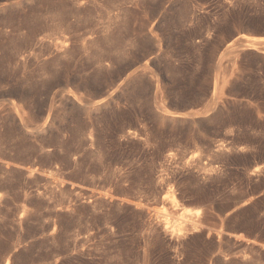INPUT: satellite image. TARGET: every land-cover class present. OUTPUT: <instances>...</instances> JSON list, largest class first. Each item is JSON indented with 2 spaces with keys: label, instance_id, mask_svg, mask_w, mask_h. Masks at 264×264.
I'll return each instance as SVG.
<instances>
[{
  "label": "rangeland",
  "instance_id": "1",
  "mask_svg": "<svg viewBox=\"0 0 264 264\" xmlns=\"http://www.w3.org/2000/svg\"><path fill=\"white\" fill-rule=\"evenodd\" d=\"M0 264H264V0H0Z\"/></svg>",
  "mask_w": 264,
  "mask_h": 264
},
{
  "label": "bare ground",
  "instance_id": "2",
  "mask_svg": "<svg viewBox=\"0 0 264 264\" xmlns=\"http://www.w3.org/2000/svg\"><path fill=\"white\" fill-rule=\"evenodd\" d=\"M247 39V38H246ZM248 39H253V40H258L259 38L258 37H252V36H248ZM247 39V40H248ZM250 41V40H249ZM257 44V43H256ZM259 44V43H258ZM173 199H175V196H173ZM171 202L173 203V201L171 200ZM201 212V210L200 209H197L196 210V216H198L199 215V213ZM190 212H186V216H190ZM191 220V225H192V227L190 228V230L192 231L193 229L195 230L196 228H198L199 229V225L197 226V224H196V220L195 221H193V219H190ZM166 225H167V223H166ZM197 229V230H198ZM181 230V229H180Z\"/></svg>",
  "mask_w": 264,
  "mask_h": 264
},
{
  "label": "water",
  "instance_id": "3",
  "mask_svg": "<svg viewBox=\"0 0 264 264\" xmlns=\"http://www.w3.org/2000/svg\"><path fill=\"white\" fill-rule=\"evenodd\" d=\"M177 120H182V119H177Z\"/></svg>",
  "mask_w": 264,
  "mask_h": 264
}]
</instances>
